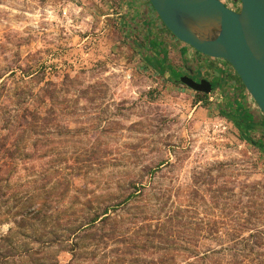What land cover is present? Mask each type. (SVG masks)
<instances>
[{"label":"rangeland","instance_id":"374dc122","mask_svg":"<svg viewBox=\"0 0 264 264\" xmlns=\"http://www.w3.org/2000/svg\"><path fill=\"white\" fill-rule=\"evenodd\" d=\"M20 1L12 0L10 9L8 0H0V145H6L0 147V252L7 249L1 239L11 236L9 264H29L23 252L40 249L33 239L44 226L46 232L58 231L103 205L119 204L136 184L145 186L142 196L112 208V219L102 232L92 231L97 240L84 241V251L74 255L54 246L47 259L131 264L141 244L142 255L152 259L155 225L169 216L176 223L162 234L172 243L160 247L180 253L179 264L196 262L188 258L192 251L235 247V238L264 228V153L252 144L264 143V126L243 139L219 114L213 93L201 100L199 92L171 82L169 74H157L141 50L119 47L116 24L111 36H104L103 6L82 15L80 24L91 17L78 33L89 36L81 51L63 42L64 28L57 32L37 12L25 14ZM87 1L119 5V0ZM155 19L158 31L166 29ZM170 62L180 68L178 51H171ZM212 63L203 66L205 76L215 75L216 63L231 66ZM232 78L245 93L235 73ZM27 108L38 118H26ZM7 147L15 149L13 157ZM51 184L67 193L52 204L57 208L47 213L52 218L45 224L28 215L27 207Z\"/></svg>","mask_w":264,"mask_h":264},{"label":"trees","instance_id":"16d2710c","mask_svg":"<svg viewBox=\"0 0 264 264\" xmlns=\"http://www.w3.org/2000/svg\"><path fill=\"white\" fill-rule=\"evenodd\" d=\"M149 4L151 6L150 1ZM153 11L154 14H156V17L160 20L154 9ZM147 17V19H149V13H147ZM134 45L142 51L145 62L151 66L157 74L161 76L169 74V80L171 82L181 83L179 75L180 73H185V71L175 67L168 61L165 49L151 32L149 33V37L147 39L140 38L139 40V38H135ZM186 66L188 65L186 64ZM213 85L214 89H220L222 94L221 96L224 98V103L219 105V114L233 122L241 130V137H243V139L247 140L246 138H248V134L255 130L259 124L264 126V118L259 121V111L256 105L242 91L243 89L241 87H238V85L227 87L226 75L216 79ZM241 86H243L242 82ZM199 98L206 101L208 100L209 95L199 93ZM26 111V118H38L36 117L37 114L34 111H31L28 108ZM252 144L259 147L264 153V143L261 142L258 144L256 142H252ZM0 147L5 148L6 145L2 143ZM5 150L10 157L14 156L13 151L15 149L7 147ZM133 188L134 190L128 195V197H126L123 201H120L119 204L103 205L99 210L91 211L89 215L84 216L81 221H74L73 223H66L65 226H60L62 227L58 228V231L62 230L60 234L56 229H54V231L46 232L44 226L40 235L33 239V242L39 243L40 249L37 250L29 248L23 252L24 256H26L25 258L28 259L29 264H58L57 261L53 262L47 259L48 250L54 248V246H63V249L59 251H69L72 254L74 253V255H78L80 251H84V241L97 240L96 236H98V234L93 233L95 232L93 230L97 231L98 229L102 232L104 230L102 225H104L106 221L112 219L110 214L112 208L115 210V206H119L120 208L125 204L132 203L135 198L142 196V190L145 186L136 184L133 185ZM66 193L67 189L61 191L60 187L56 184H51L49 187L48 185H44L42 191L36 195V203L33 204L29 202L31 205L27 207L28 209L26 208L28 210V215H31L33 219L43 221L46 224L48 219L52 218V216H49L47 213L51 212L52 214L53 208H57L52 207V204H60L66 196ZM138 215L139 214L135 216ZM173 222L176 223V218L174 216H169L167 219L163 220L158 219L157 225H155L154 232L152 234V237L155 238L158 243L156 252L154 253L155 257L152 259L144 257L142 252L146 249V245H137L136 248L138 250V255L135 261H131V264H179L177 263V256L180 255V253H172L169 251L170 249H167V247H160L165 246L163 243H172V241H170V237L167 235L164 237L162 232L168 230V226L169 228H172ZM44 238H46V240ZM1 240L6 244L7 249L5 253L0 252V264H9V258L11 257V251L9 249H14L12 247L13 241L11 236L3 237ZM234 243H236L235 247L233 246L226 249L221 248L213 251L209 250L208 252H204L202 254L192 251V256L187 257L196 259L197 261L186 262V264H264V253L260 251V248L264 247V228L256 226L250 230L247 237H241V239L239 237L235 238ZM236 245L240 247H236ZM41 254H43L42 257H38ZM127 254L131 255L129 252ZM71 264H74V262Z\"/></svg>","mask_w":264,"mask_h":264},{"label":"water","instance_id":"95a60500","mask_svg":"<svg viewBox=\"0 0 264 264\" xmlns=\"http://www.w3.org/2000/svg\"><path fill=\"white\" fill-rule=\"evenodd\" d=\"M164 26L190 49L229 63L264 118V0H149ZM183 75L180 82L210 95L213 83Z\"/></svg>","mask_w":264,"mask_h":264},{"label":"crops","instance_id":"0c3cea01","mask_svg":"<svg viewBox=\"0 0 264 264\" xmlns=\"http://www.w3.org/2000/svg\"><path fill=\"white\" fill-rule=\"evenodd\" d=\"M8 1L10 3L7 7L12 9V0ZM80 1L83 2V6L78 4ZM20 2L23 6L21 10L25 14L34 11L39 16H44L45 20H49L48 24L52 30L59 32L61 30L60 27L64 28L65 31L62 33L67 37H64L63 42L65 44L68 42L69 45L75 46V50L79 48L82 51L88 45L89 36L78 33L84 31L82 28H86L85 20H88L91 16L87 19L85 18L80 24V20L84 18L82 15H89L86 13L88 11L96 13L99 6H103L102 9L106 14L101 17L100 21L104 29V36H111V32L115 29L114 24L119 26V35L121 36H119V47L122 45L123 47L130 46L131 48L133 47L132 50L134 52H139L140 50L134 45L135 38H139V40L140 38L147 39L151 32L165 49L169 62L172 50L179 52L181 63L188 61L189 52L191 51L190 47L169 31L166 33L165 30L167 29L161 32L158 31L160 28L157 30L156 15H154V11L150 7L149 0H119V5L116 9L105 1L103 5L89 3L87 0H21ZM63 11L66 12L65 16L62 14ZM147 13H149V19H147ZM122 51L124 50L122 49ZM122 60H124V57H122ZM149 67L152 68L151 66Z\"/></svg>","mask_w":264,"mask_h":264},{"label":"flooded vegetation","instance_id":"af4514ba","mask_svg":"<svg viewBox=\"0 0 264 264\" xmlns=\"http://www.w3.org/2000/svg\"><path fill=\"white\" fill-rule=\"evenodd\" d=\"M191 55H192V51L189 52L188 61L184 62V63H182V65H180V69H182L183 71L186 70V74H183V75H189L190 72H192L191 76L195 80L199 81L200 79L205 78V79L209 80L210 82H212L213 84H214V81L216 79H219L223 75H226L227 87H231V86L237 85L236 80L234 78H232V73H235L238 78H239V76L237 75V73L235 72V70H234V68L232 66L225 67L224 64H220L219 63L217 65V63H216L217 67L215 68V75H212L210 77L209 76H205L206 70L204 69L203 66H210L211 64H214V63H212V61L215 62L216 59L214 60V59H212L210 57H207V56H205V55H203L201 53H198L197 51L193 54V56H191ZM186 64L188 66H186ZM195 77H197V78H195ZM218 92H221L220 89H214V87H213V92L212 93L216 96V102H218V104L220 105L221 103H224V98L220 97L218 95Z\"/></svg>","mask_w":264,"mask_h":264},{"label":"built area","instance_id":"2783aa9c","mask_svg":"<svg viewBox=\"0 0 264 264\" xmlns=\"http://www.w3.org/2000/svg\"><path fill=\"white\" fill-rule=\"evenodd\" d=\"M225 5H228L229 7H231L232 9H235L236 7L232 4V2H231V0H221ZM62 14L65 16L66 15V12H62ZM72 22V21H71ZM191 51H192V55L191 56H193V54L196 52V51H194V50H192L191 49ZM128 78L130 79L131 78V76H128ZM218 95L220 96V97H222L221 95V92H218Z\"/></svg>","mask_w":264,"mask_h":264}]
</instances>
